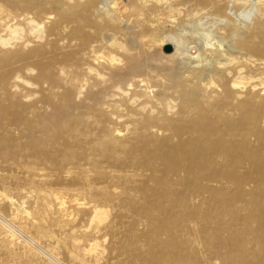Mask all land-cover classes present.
<instances>
[{"label": "bare ground", "instance_id": "bare-ground-1", "mask_svg": "<svg viewBox=\"0 0 264 264\" xmlns=\"http://www.w3.org/2000/svg\"><path fill=\"white\" fill-rule=\"evenodd\" d=\"M2 2L0 184L50 211L20 210L35 235L0 213L2 238L49 264L40 238L78 264H264V0Z\"/></svg>", "mask_w": 264, "mask_h": 264}, {"label": "rangeland", "instance_id": "rangeland-1", "mask_svg": "<svg viewBox=\"0 0 264 264\" xmlns=\"http://www.w3.org/2000/svg\"><path fill=\"white\" fill-rule=\"evenodd\" d=\"M0 7L4 8L5 10H10L13 13H18V14L22 13V11L18 10L17 8H13V7L7 6L6 4H4L2 2V0H0ZM43 7H45V8H43ZM240 8L239 7L234 8L232 11H229V13H231L232 16H236V15L241 13V11H242V9L244 7L241 6ZM53 9L54 8H52L49 5H43V6L37 7L36 9H32L31 11H29V15L28 16L33 18L39 24L40 23L42 24V22H45L43 24L45 26V30L48 31L53 26L55 20L58 19V11L56 9H54V10ZM50 16H52V17L54 16V17L52 19H49V20L46 21V18H48ZM242 20H243V18H242ZM203 22L205 24L203 27H206V28L210 27V25L207 24V20H205ZM124 28H126L125 25H124ZM187 28L188 29L185 31V33H187L188 35L192 33V35H189V36L187 35V36L189 38L191 37L193 41L197 42V44L198 43L200 44L201 43L200 40L203 38V36H202L203 35V33H202L203 31L199 30L197 25L194 26V27L189 26ZM71 29H72L71 25L66 23V24H64L62 26V33L53 35L54 37L51 36L50 39L52 41L57 42L59 44V46H61V48H64V47L66 48L68 46V44H69L68 39L66 38V34ZM201 33H202V35H201ZM194 45H196V44H193L191 46H194ZM165 48L163 49V52L165 54H169V53H167L165 51ZM105 53H106V51L102 50L100 52L101 56L100 55L99 56L103 57V56L106 55ZM3 174H5V173H3ZM3 194L7 195L9 198L13 197L15 205L14 206L10 205L8 199H5V195H3ZM35 201L36 200H33V202L31 201V203H29V201H27L26 198L23 197V195L21 196V195L16 194V191H14L13 188L10 189V190H6L0 184V213L3 216H5V218H7L10 221L13 219L11 222H13V224L17 228H20V229L22 228L23 232H25V234H27V235H31V234L35 235V231L32 229L33 227L28 224L27 217H25L24 215L22 217V214H21L20 210H22L23 208H27V210L29 212L30 211L32 212V209H34V207L37 206V207L40 208L41 211L43 210L42 211L43 213H46L47 216H50V211H48L47 208L43 204H39L40 202L37 203ZM21 204H23V206ZM24 205H25V207H24ZM19 216H20V218H19ZM21 220H23V221L21 222ZM57 239H59V238L58 237H56V238H51V237L46 238V237H44V239L40 238L39 242L45 248H50V249L51 248H56V251L58 252L59 258L65 264H78L77 261H75L74 259L71 258L70 250L68 248H66V246H64L63 244L59 243L57 241ZM20 241H21V239L19 240L18 238H14V237L13 238H9V239H3L1 234H0V264H49V262L46 259L42 258L41 256H38L37 254L33 253L32 254L33 257H28V256L24 255V253L27 250L26 249H22V245L23 244H21ZM58 246H59V248H58ZM106 261H107V259H104L100 263L101 264H109ZM110 262L113 263L114 260H110ZM100 263H97V264H100Z\"/></svg>", "mask_w": 264, "mask_h": 264}, {"label": "water", "instance_id": "water-1", "mask_svg": "<svg viewBox=\"0 0 264 264\" xmlns=\"http://www.w3.org/2000/svg\"><path fill=\"white\" fill-rule=\"evenodd\" d=\"M165 51L170 53L172 51V47L170 45L166 46Z\"/></svg>", "mask_w": 264, "mask_h": 264}]
</instances>
